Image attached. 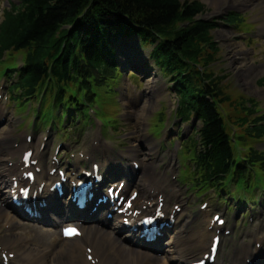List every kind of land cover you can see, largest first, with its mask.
I'll use <instances>...</instances> for the list:
<instances>
[{"label": "trees", "instance_id": "1", "mask_svg": "<svg viewBox=\"0 0 264 264\" xmlns=\"http://www.w3.org/2000/svg\"><path fill=\"white\" fill-rule=\"evenodd\" d=\"M21 1L22 6L16 13L6 15L0 37V56L13 47L34 48L33 42L38 44H35V54L31 55L28 65L21 70L20 81L15 86L25 96L29 92H36L47 81L50 71L58 85L61 78L70 76L72 71H81L83 75L93 74L95 71L100 74L103 70L112 72L116 56L112 43L119 36L137 34L146 43L156 45L159 38L165 37L167 32L178 30L172 34V41L157 44V59L169 60L168 69L180 72V88L186 85L183 91L190 95L187 99L188 113L192 112L195 105L201 110L205 147L202 153L205 154L204 162L208 163L210 176L218 180L220 175L217 168L224 170H219L220 172L227 173L235 153L230 148L222 129V121L209 99L213 97L212 89L215 87L202 86L197 81L194 84L191 76L183 77L184 73L180 70L184 62L176 54H192L200 51L203 45V51L207 47H213L209 38L212 27L205 21L198 20L199 14L204 10L203 5L183 3L182 0ZM180 24L188 26L178 29ZM66 26H74L71 36L64 29ZM66 39H69L68 46L62 49V42ZM173 64L179 65V69H175ZM105 76L106 73L103 77ZM194 86L196 90L192 91ZM247 156L254 166L257 163L264 167V160L258 153L250 152Z\"/></svg>", "mask_w": 264, "mask_h": 264}, {"label": "rangeland", "instance_id": "2", "mask_svg": "<svg viewBox=\"0 0 264 264\" xmlns=\"http://www.w3.org/2000/svg\"><path fill=\"white\" fill-rule=\"evenodd\" d=\"M3 1V0H2ZM183 2H192V1H200L206 6V13L204 18L207 19L208 17H213L222 19L226 17L228 14L232 12H236V10H228V11H219L217 12V8H214L209 5L208 1L206 0H182ZM240 14V13H237ZM256 17L252 16L251 20H254ZM1 21V20H0ZM212 37L216 42V45L218 46V52L215 53L216 56V62L213 64L212 68L214 71L219 72L218 76H226L223 85H224V92L228 96V100L223 106H222V112L229 117L231 123L236 122L238 119L237 113V105L241 102H243V99H255L256 106L261 105V109H264V86L260 85L259 80L264 76V66H255L252 68H245L243 67V59L246 60V62L249 63V58L244 57V55H236L238 53V50L243 49L239 48L237 45L238 39H244L243 36H240L238 39H236V35L234 34V30L231 27L225 26L220 23L219 28L214 30L212 32ZM227 37V38H226ZM229 38V39H228ZM244 46V44H243ZM152 48H146L145 50L139 51V54L141 55L140 61L142 62H136L134 63L133 60L137 53L132 54L133 51L129 55H133L130 57L132 64H134L135 68L141 70L142 72H137L136 74L129 75V71L126 69L125 76L122 78V80L117 85V89L119 91V97L121 101V107H117L116 104H114L110 109L113 113H119L117 117H114L115 119L122 120L127 129L122 131V134L116 136V140L118 141V147L120 150H127L128 146L131 143H134L133 147H137L139 150H141L142 154L146 151V143L139 138H131L129 135L132 130L135 128V123L139 124L141 121L145 122V126L140 127V132L148 131L149 132V120L152 119L153 116L157 115L161 108H165L167 112V116L170 118H173L174 111L176 109V100L175 97L170 92V84L169 79L165 78L163 74H161L160 70L157 69L153 62L150 61L149 55ZM251 55V54H250ZM234 57L236 58L234 60ZM134 58V59H133ZM17 61L20 64L21 63V57H17ZM137 61V59H136ZM5 63L0 62V66H2ZM129 65V64H128ZM148 68L151 69L152 77H150V73H148ZM128 71V72H127ZM2 76V75H1ZM137 82L138 83V89H135L132 87V83ZM4 81L1 82L3 84ZM10 80L7 79V83L9 84ZM264 83V77L263 82ZM0 96L3 97V108L6 109V112L8 113L11 120L16 121V124L13 123L11 125H2L0 127V134H5L8 131H11V133L7 136L8 139L6 142L13 143L16 140L22 139L25 140V137L30 132L36 133L40 137H48L51 135L50 139V149L53 151L58 145L62 144L63 141L66 140V138H73L74 140H84L87 143H90L92 140V137L95 133H97L99 130L96 129V119L93 117V124H91L87 129H84L83 131L77 133L75 131L71 132L67 135H61L56 136L55 134H52L50 130H46L44 128H36L34 130L33 128H30V122L33 124H36L38 120L35 118V111L37 107L35 105L33 107L28 106L24 109V111H17V106L9 100V102L6 101V98L8 97L4 89H0ZM115 99H113L112 102H114ZM162 104V105H161ZM238 108H242V105H239ZM252 108V103L250 101L245 102V112L246 114L250 111ZM233 110V111H232ZM264 111V110H263ZM255 110L252 111L251 117L254 116ZM168 119V120H169ZM2 121L0 120V124ZM169 123V121H168ZM34 126V125H33ZM186 128V127H185ZM177 128H174L170 123L168 124V127L162 131V137L157 136V134L146 136L145 139L149 140L152 143H161L165 136H168L167 142H165V145L172 142L175 138ZM186 132V131H185ZM3 136L0 135V139ZM161 137V138H160ZM157 138H160L157 140ZM137 141H135V140ZM74 140H71L69 142H65V147H77L79 146V141L74 142ZM1 142H4V140L1 139ZM138 142V143H137ZM258 148H264V144L257 145ZM5 148V147H4ZM6 149V148H5ZM131 150V149H130ZM7 153V152H6ZM5 153V154H6ZM5 154L1 155L0 158H2ZM110 158H113L114 162H118L119 158L115 154L107 153L106 159L110 160ZM5 164V163H4ZM154 171V165L152 166V171H150V174L153 175ZM180 186H184L185 189H187V186L180 184ZM7 191V190H5ZM213 199L218 202L217 198L213 196ZM231 201V200H230ZM263 209L261 206L259 207ZM258 209V208H257ZM195 210V209H194ZM192 211V210H191ZM264 211V210H262ZM263 219H264V213H263ZM19 224V223H18ZM15 228H22L26 231H29L31 229V232L26 234L24 231L16 230L15 233L23 234L24 238H33L38 239L39 242H47L45 241V236L41 237L40 234L38 237V233L33 231L32 226L24 225V226H18L15 225ZM53 234V232H50ZM20 239L19 237H16ZM16 238H12L13 240H16ZM5 239V235L0 232V242H2ZM9 239V238H8ZM21 240V239H20ZM26 241L25 244H28L30 241ZM5 244V243H4ZM35 242H31V246ZM25 248H30L28 245H22V250L25 251ZM63 262L67 261V258L64 256L62 258Z\"/></svg>", "mask_w": 264, "mask_h": 264}, {"label": "bare ground", "instance_id": "3", "mask_svg": "<svg viewBox=\"0 0 264 264\" xmlns=\"http://www.w3.org/2000/svg\"><path fill=\"white\" fill-rule=\"evenodd\" d=\"M208 1L209 5L217 8V10L222 6L223 11H228L231 9L235 10H247V9H252V11H259L261 15H264V0H261V4H258L259 0H206ZM261 24L260 31H261V41L264 44V18L259 19ZM227 38V37H226ZM229 39V38H228ZM21 42V41H20ZM19 42V43H20ZM18 43V44H19ZM17 44V45H18ZM239 44V43H237ZM14 45V44H13ZM16 45V46H17ZM238 47H241L240 44ZM248 50L246 48L238 50L239 53L243 54L246 53ZM236 58L234 57V60ZM260 61L264 60V57H260ZM255 61L252 59L249 62V66H254ZM248 64L244 62L243 67H247ZM6 142L0 145V155L3 151L4 145ZM37 145V142L34 144V141H32L31 144H28L24 142L23 140L20 142V145L17 149H9L7 148V153L10 157H12L13 160L17 161L18 160V154L23 151L24 153L27 150H30L28 148L35 147ZM42 145L40 146V148ZM46 150L48 148V145L45 146ZM40 148L37 151V155L35 156L36 158L34 160L41 161L43 159V154L40 152ZM150 154H148L147 157H150L152 153L154 152L153 147L150 149ZM23 153V154H24ZM23 158V156H22ZM137 160V158H136ZM149 158H142L140 160V164L146 167L148 163H150ZM3 163V160L0 158V164ZM23 162L21 159V162H16L14 168L8 169V165H6V169H3V171L0 172V190H2L3 187L8 186L9 182L6 180L7 174H13L14 176H17L19 173H22L23 169ZM46 166H49L50 169H55L57 166L52 165L49 162L46 163ZM1 167V165H0ZM33 168V167H32ZM25 170L24 172H29L32 171L31 169ZM52 180V177H48L46 175L44 176H39L37 180ZM149 183V187H153L154 185L150 183L149 181L145 182ZM167 183V189H172L173 185H169V181H166ZM133 187L138 188L140 186L139 182H135L132 184ZM159 188H163V190H166L164 185L158 184L157 185V190L148 191L144 193V204L148 206V210L150 211L151 208L149 205H152L154 202V198H156V195H158L161 192ZM10 188V186H9ZM10 190H13L12 187ZM0 219L2 218H7V223H8V229L9 231L13 230V225H14V219L9 218L7 214V208H8V202L5 200H2L0 197ZM68 215L62 214L57 218L58 223H62L61 220H69ZM179 219L181 215H178ZM59 224V225H60ZM210 233H207L204 235V233L201 234H195L192 237H188L186 235H183L182 232H178L175 238L173 239L172 242H169V244L166 246V252L170 254L169 260H172L173 257L174 259H178L182 264H185L186 260H188L187 256L191 254L192 250L196 248H202L201 245L198 246V242H201L203 238L206 239V242L208 241L207 237ZM61 236V234H60ZM87 240L79 242L77 246L73 245H65L62 247H57L60 245L62 242L60 241V238L58 240V245H56V241L50 242L48 244L47 250L44 251H39L35 250L29 255L22 256L19 254L20 250L18 249L16 251L17 255H15V259L13 261H10L9 264H15L18 261L21 262H26L27 264H63V262H58L57 258L59 256H65L68 254L69 259L66 261L65 264H88V262L84 261L82 258H80L79 253H83V247L85 245H90L93 247L96 251V258L98 260V264H118L119 259L121 260L119 264H166L165 262H161L158 260L155 256L156 252L149 250V249H141L137 247H132V248H127L125 245L121 244L118 240L115 239L114 233H108L104 232L101 230L99 225H96L95 227L92 228V230L86 232ZM262 241L259 240V238H255V242L257 244L264 243L263 237L261 238ZM73 241H77L76 239ZM19 242V241H16ZM13 245H17L16 243L7 245L6 247L14 249ZM138 245V244H137ZM139 246V245H138ZM206 247V245H203V249ZM25 251L30 252L28 249H25ZM254 254L249 251V249L245 250L241 255L240 259L243 260H253Z\"/></svg>", "mask_w": 264, "mask_h": 264}]
</instances>
